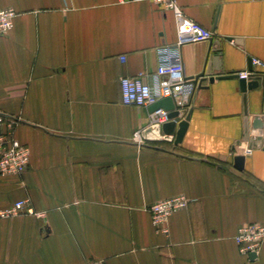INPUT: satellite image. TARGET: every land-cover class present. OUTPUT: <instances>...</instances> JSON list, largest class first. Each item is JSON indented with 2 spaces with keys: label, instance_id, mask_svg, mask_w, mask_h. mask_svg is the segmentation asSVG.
Returning a JSON list of instances; mask_svg holds the SVG:
<instances>
[{
  "label": "crops",
  "instance_id": "crops-1",
  "mask_svg": "<svg viewBox=\"0 0 264 264\" xmlns=\"http://www.w3.org/2000/svg\"><path fill=\"white\" fill-rule=\"evenodd\" d=\"M179 3L213 33L181 50L185 76L205 80L183 141L139 146L150 107L125 105L120 81L156 72L159 48L178 42L173 14L151 2L0 0L18 14L0 37V112L19 118L15 137L30 149L23 175L0 176V211L30 199L44 215L0 219V264H264V246L247 258L234 240L264 223V126L248 151L234 77L264 75V0ZM246 111L251 128L264 88L247 92ZM179 195L191 203L157 233L147 208Z\"/></svg>",
  "mask_w": 264,
  "mask_h": 264
},
{
  "label": "built area",
  "instance_id": "built-area-1",
  "mask_svg": "<svg viewBox=\"0 0 264 264\" xmlns=\"http://www.w3.org/2000/svg\"><path fill=\"white\" fill-rule=\"evenodd\" d=\"M125 2H151L164 12L172 13L177 22L178 42L174 46L159 48V66L155 73L140 72L136 76L123 77L120 81L122 100L127 106L151 107L157 102L172 98L177 107L190 106L195 94L193 78L184 74L182 48L185 45L208 42L213 33L190 20L185 15L180 0H121ZM17 12L0 8V37L8 36L15 26ZM123 60H125L123 58ZM253 68L262 67L258 60H252ZM240 80L261 76L255 69L237 74ZM169 112L159 109L150 114L148 128L162 126L170 121ZM19 118L0 112V176H21L30 165V149L15 137ZM144 131V130H143ZM143 131H137L133 140L140 146L147 143ZM248 151H251L248 149ZM191 200L179 195L152 204L147 208L157 233L169 234L170 218L188 208ZM30 216L42 218L30 199L15 202L10 208L0 211V219ZM234 240L242 256H257L264 246V223H252L239 228ZM85 264H105L101 260H90Z\"/></svg>",
  "mask_w": 264,
  "mask_h": 264
},
{
  "label": "water",
  "instance_id": "water-1",
  "mask_svg": "<svg viewBox=\"0 0 264 264\" xmlns=\"http://www.w3.org/2000/svg\"><path fill=\"white\" fill-rule=\"evenodd\" d=\"M213 39V38H212ZM212 39L210 41H212ZM252 71V68L249 69ZM232 76H222L219 79L230 78ZM238 78L237 75L234 76ZM205 80V73L200 74L199 76L193 78V83L195 85V92L198 89H202L201 85ZM214 81V78L211 79V82ZM259 87L264 88V75L251 77L249 80H240V90L243 93V99L245 103L244 110V136L242 142L248 143V149L252 150L256 147L262 145L263 137L257 136L256 138L250 137L251 130L256 132L258 135L262 133L264 126V116L260 117L254 125L250 128L249 117L246 111V102H247V92L258 89ZM159 109H164L168 111L170 121L162 126H154L147 128L143 131V137L146 141L155 142V141H173L175 145L180 144L185 137V134L189 127V120L192 114L191 106H186L184 108L177 107L172 98L163 99L157 102L155 105L150 107V112L153 113ZM163 134L164 139L157 137L158 134ZM241 141L236 142V145H239ZM245 158L242 156H236L234 159V167L242 172L244 170ZM251 258H255V255H252Z\"/></svg>",
  "mask_w": 264,
  "mask_h": 264
}]
</instances>
